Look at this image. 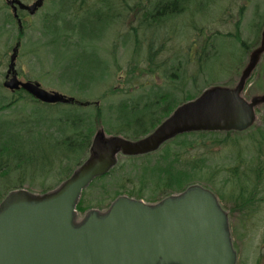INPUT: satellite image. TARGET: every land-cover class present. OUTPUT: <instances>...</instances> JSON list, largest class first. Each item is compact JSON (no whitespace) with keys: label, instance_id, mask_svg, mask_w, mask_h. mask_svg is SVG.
I'll return each mask as SVG.
<instances>
[{"label":"rangeland","instance_id":"rangeland-1","mask_svg":"<svg viewBox=\"0 0 264 264\" xmlns=\"http://www.w3.org/2000/svg\"><path fill=\"white\" fill-rule=\"evenodd\" d=\"M20 1L29 5L36 0ZM137 3H140V6L134 10ZM155 4V0H45L44 6L34 16L18 12L23 22V27L20 28L18 22L12 21L10 16L12 12L9 7V9L6 8V1L0 0V100L9 101L15 97V94L3 87V83L12 49L18 42L21 31L23 35L16 61L19 79L36 81L46 90L57 91L80 101H89L92 105L98 104L103 116L98 120L99 124L93 141L97 135H103V142L106 145L114 138H120L131 144L142 140V138L134 140L126 135H110L104 129L105 126L116 129V126H113L114 120L109 122L113 117L108 111L110 106L119 105L123 100L131 99V96L137 98L143 94L135 87L138 81L148 85H158L162 92H170L180 102L188 95L196 96L190 102H197L205 93L219 92L221 94L223 92L231 95L229 97H234L245 108L253 105L255 121L250 127L253 129L249 130L248 134H240L238 139L243 140L241 147L221 148L222 150H218L208 161V165L210 171H221L217 182L222 183L228 178L225 169L235 164L236 151L240 148L244 149V158L248 167L247 182L250 186L260 184L258 194L255 193L258 195L255 205L242 212L236 207L234 201L229 200L227 194L224 200L215 193L214 195L221 212L226 217L227 233L236 257V264H264V172L263 179L256 181L254 170L261 148L257 147L258 143L255 140H252L253 137L261 140L259 130L264 132V0H191L188 5L189 10L164 22L156 34L149 33L151 35L147 37V42L143 43L139 50L142 34H146V29L140 27V23L146 18L145 14L152 12ZM241 9H244L242 14ZM105 12L107 16L113 15L112 19H109L110 22L101 24L96 21L100 18V14ZM102 18L104 16H101ZM240 19L239 36L248 46L246 50L236 40V36L233 37L237 32V21ZM85 27H87V33L83 35L82 31ZM135 32H139V36L135 35ZM155 39H157L155 47L158 52L165 49L164 42L168 43L164 52L159 53L155 58L154 63L160 66V69L165 67V61H168V65L158 72L156 79L150 75L144 78L137 77L138 79L134 82L135 88L132 89L134 92L129 96L125 85L129 68L134 65L143 67L147 64L145 57L147 51H150L149 47L154 46ZM195 43L198 52L205 53L207 56L202 65L198 64L197 56L189 50L190 46L193 50L195 49L193 46ZM136 44H138L137 48ZM139 51L142 59H139ZM88 54L99 57V70L94 73L91 84L89 83L85 90L81 91L76 79L68 82L65 79L62 80L61 76L69 64L75 65L79 60L78 64H82L84 72L91 73L93 64ZM192 58L193 61H191ZM179 63L183 65L181 72H178L180 77H175L172 82L168 73L172 72V68H177ZM250 67L252 72L249 79H246V73ZM135 74L137 75L138 71ZM114 89L116 91L112 95ZM26 101L31 102L30 99ZM27 102L19 104L10 111L0 112V122L22 113L24 103L26 113L38 108L34 104L28 106ZM88 110H92L91 112L95 114V108ZM58 112L62 116L64 110L59 109ZM234 136H232L233 139ZM36 151L33 154L37 155ZM262 151L263 154L260 155L259 160L261 159L264 165V144ZM120 154L122 153L116 155V159L123 167H120L115 177L117 178L115 184L121 179H130L134 183L127 181V187L131 188L136 184L139 188V185L142 186L143 183L141 170L130 165V162L122 158ZM89 155L91 159L95 158L93 153L89 152ZM89 155L87 158L91 160ZM87 158L83 159L81 165ZM139 163L140 161H136V164ZM76 164L74 161L67 160L51 172L47 171L48 176L45 177V174L43 176L45 179L39 176L37 179L28 177L22 183L12 181L11 186L17 190L14 189L9 194L25 190L29 192L30 199H41L42 194L58 190L71 170L72 173L78 171L81 166L76 167ZM15 176L16 174H11L10 178ZM20 178H16V181ZM191 184L205 186V180L195 179ZM93 185L83 193L85 195L88 192L90 195L88 194L85 200L92 202L87 204L89 209L84 213L76 212L74 219L76 226L83 224L92 214L104 217L114 200V197H98L101 193V182H96L94 188ZM111 190H113L111 195L115 196L114 191L119 188L115 186ZM206 190L210 189L206 188ZM229 192L230 190H227V193ZM182 194L183 192L175 193L168 197L156 195L154 202H148L145 199L141 201L146 206H157L166 198L177 199Z\"/></svg>","mask_w":264,"mask_h":264},{"label":"water","instance_id":"water-1","mask_svg":"<svg viewBox=\"0 0 264 264\" xmlns=\"http://www.w3.org/2000/svg\"><path fill=\"white\" fill-rule=\"evenodd\" d=\"M44 1L6 3L21 28L18 10L33 16ZM19 49L20 42L12 50L5 89L12 93L23 90L47 105H86L46 90L39 82L20 80L16 69ZM251 72L252 67L246 79ZM229 96L223 92L203 94L197 102L179 107L151 135L134 144L114 138L106 145L103 135H97L90 148L95 158L89 155L91 160L58 190L38 200L30 199L24 190L9 194L0 208V264H236L226 217L215 195L200 186L157 206L120 197L104 217L92 214L79 226L74 222L83 191L117 164L119 153L139 156L155 152L183 133L249 129L255 121L254 106L245 108Z\"/></svg>","mask_w":264,"mask_h":264},{"label":"trees","instance_id":"trees-1","mask_svg":"<svg viewBox=\"0 0 264 264\" xmlns=\"http://www.w3.org/2000/svg\"><path fill=\"white\" fill-rule=\"evenodd\" d=\"M155 2L156 4L153 6L152 12L148 14L144 13L146 18L140 23V27L146 29V34H142V40L139 41V50H141L142 44L147 42V37L151 34L153 35V33L156 34L162 28L161 26L164 22L189 10L188 5L191 0H155ZM6 8L9 9L7 5ZM243 11L244 9H241V14ZM10 16L12 21H16L13 15ZM108 18L111 20V14ZM240 23L241 19L237 21V32L233 37L236 36V40L246 50L248 46L239 36ZM86 31L87 27L82 31L83 35H86ZM161 33L162 31L159 35ZM22 35L23 33L21 34L20 31L19 42H21ZM135 35L139 36V32H135ZM218 35L221 34L218 33ZM228 36L231 37V35ZM156 41L157 39H155L154 46L149 47L150 51H147L145 57L147 64L143 67L142 65L141 67H137L136 65L131 66L129 68V75H127L125 81L129 96L134 92L132 89L135 87L137 91H142L143 94L137 98L131 96V99L123 100L119 105L109 107L108 111L113 116L109 122L114 120L113 126H116V129L105 126L106 133L108 131L110 135H126L134 140L143 139L176 111L179 105L181 106L186 102L189 103L196 97L188 95L180 102L170 92H162L161 87L158 85H148L147 83L138 81L134 87V82L138 79L137 77L144 78L150 75L156 79L158 72L164 70L168 65V61H165V67L160 69V66L154 63L155 58L159 53L164 52L166 43H168L164 42L163 47L165 49L158 52L157 47H155ZM193 46L195 47L194 50L191 46L189 47L190 53H194L197 56L198 64L202 65L207 56L205 53L198 52L196 43ZM137 47L138 44H136ZM134 51L137 52L135 49ZM88 55V57L92 58L91 63L93 64V68L91 73L89 71L84 72L83 67H81L82 64H78L79 60L75 65L69 64L61 76V78L63 77L62 80L65 79L68 82L76 79L78 88L81 91L85 90L89 83L91 84L94 73L99 70V57H95L93 54ZM193 58L191 61L194 60ZM139 59H142L141 54ZM137 65L139 64L137 63ZM182 66V63H179L177 68L171 69L172 72L168 73L170 81L173 82L175 77H180L178 72H181ZM136 71H138L137 75L135 74ZM115 91L116 89L112 91V95H114ZM14 96L9 101L5 99L0 100V112L10 111L19 104L27 102L26 99L31 100V102H27L28 106L29 104H34L38 108L31 109L29 113H26L24 103L22 113L10 116V119L1 120L0 122V203L9 195L10 191L16 189L11 186L12 181L22 183L28 177L37 179L39 176H41L39 178L45 179L48 176L46 174L47 171L51 172L52 169H55L57 166L60 167L67 160L69 162H76V167L81 165L83 159L89 155L93 137L99 124L98 120L103 116L100 106L98 104L92 105L89 101L78 100L86 105H46L34 100L24 91L16 92ZM40 107H42L41 110ZM89 108H95V114L91 112L92 110L89 111ZM56 109L64 110L62 116H60ZM43 110L44 112H42ZM252 129H247L242 133L237 131H225L226 133L195 131L179 134L165 142L155 152L139 156L122 157L127 162H130V165L136 166L141 170L143 183L142 186L138 184L139 188H137L136 184L128 188L127 181L134 183L130 179H121L115 184L117 181L115 177L120 167H123L119 162L106 175L95 179L89 187L94 183L96 184V182H101V193L98 197H114L113 199L115 200L121 196H128L130 198L135 197L138 200L145 199L148 202H154L156 195L168 197L175 193H182L187 188L197 186L191 184L195 179L198 181L204 179L205 186L199 185L200 187L210 189L209 191L218 195L222 200H224V196L227 194L229 200L234 201L236 207L244 212V209L255 205L256 197L258 196L257 192L260 189V184L256 183L250 186L247 182L249 178L246 176L248 167L247 161L244 158V149L238 148L239 150L236 151L235 164L225 169L228 178L222 183L217 182L221 171H210L208 161L218 150H222L221 148L223 147H241L243 140L240 141L238 139L240 134H248ZM259 132L261 140L255 137H253L254 139L252 138V140L258 143L257 147L261 148L258 152L259 157L254 170L256 181L263 179L264 172L263 162L261 159L259 160L260 155L263 154L264 132L262 130H259ZM233 135H235L234 139L232 138ZM35 151L37 155L33 154ZM136 161H140V163L136 164ZM11 174H16V176L11 179ZM44 174L46 175L45 177H43ZM71 175L72 170L66 179ZM18 177L21 178L16 181ZM115 186L119 190L114 191L115 196H112L111 191L113 190L111 188ZM19 187L21 188V186ZM227 190H230V192L227 193ZM88 194L87 192L85 195H82L83 197L77 207L79 212L84 213L89 209L87 208V204L92 201L85 200Z\"/></svg>","mask_w":264,"mask_h":264},{"label":"flooded vegetation","instance_id":"flooded-vegetation-1","mask_svg":"<svg viewBox=\"0 0 264 264\" xmlns=\"http://www.w3.org/2000/svg\"><path fill=\"white\" fill-rule=\"evenodd\" d=\"M139 6H140V3H137V4H135V8H134V10H136L137 8H139ZM137 7V8H136ZM20 13H24V14H27V12H25V11H20ZM102 14V13H101ZM100 14V18H98V20H96V21H98L99 23H101L102 24V22H106V24L108 23V20H109V18H108V16H107V14H106V12L104 13V14H102L101 15ZM115 14V13H114ZM101 16H104V18H102L101 19ZM112 16L113 15H111V19H112ZM110 22V21H109ZM100 25V24H99Z\"/></svg>","mask_w":264,"mask_h":264}]
</instances>
